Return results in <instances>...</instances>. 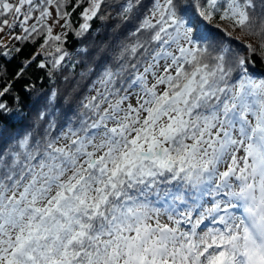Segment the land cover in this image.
Masks as SVG:
<instances>
[{
    "label": "snow or ice",
    "instance_id": "snow-or-ice-1",
    "mask_svg": "<svg viewBox=\"0 0 264 264\" xmlns=\"http://www.w3.org/2000/svg\"><path fill=\"white\" fill-rule=\"evenodd\" d=\"M40 41L0 64V264H264V0H0V60ZM37 60L81 71L24 122Z\"/></svg>",
    "mask_w": 264,
    "mask_h": 264
},
{
    "label": "trees",
    "instance_id": "trees-1",
    "mask_svg": "<svg viewBox=\"0 0 264 264\" xmlns=\"http://www.w3.org/2000/svg\"><path fill=\"white\" fill-rule=\"evenodd\" d=\"M99 26V22H97V27ZM58 31V29H57ZM42 41L37 42L36 44H26L23 46V51L16 56L14 60H11L10 62H5L0 60V64H4L7 68V73L5 76L6 80H11L12 77L15 75V73L19 70L21 67V62L29 59L39 48V45ZM67 47L69 51L75 52V50L79 47H81L80 43L76 40L75 37H69V42L67 44ZM43 59V57H40ZM79 59V57H77ZM39 60H37L35 63L31 64L25 72V78L23 80H19L15 83L14 89L22 98V105L19 107L22 108V115H25V121H29L32 116L34 115L35 108L40 107V102L36 101V96L39 95L41 92H47L50 88H59L61 90L62 94L65 93V88L68 87L65 85L63 81L64 76H76L78 78V73L81 71V67H76L73 69L71 64H68L66 69L59 74V79L56 83H51L47 80L46 72L44 70H40L36 67V63H38ZM257 70H264V63L260 62L259 58H257L256 66ZM41 77L44 79L42 80ZM27 81H30L36 85V91L33 92L31 95H28L27 93L22 91L24 83ZM74 83V81H72ZM35 105V108L33 107ZM15 127H18V125H13L12 129L14 130Z\"/></svg>",
    "mask_w": 264,
    "mask_h": 264
}]
</instances>
